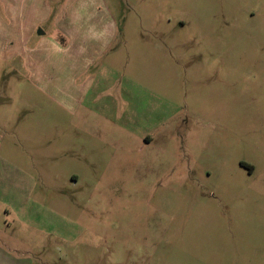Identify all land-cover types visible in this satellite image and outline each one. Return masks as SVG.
<instances>
[{
	"label": "rangeland",
	"instance_id": "374dc122",
	"mask_svg": "<svg viewBox=\"0 0 264 264\" xmlns=\"http://www.w3.org/2000/svg\"><path fill=\"white\" fill-rule=\"evenodd\" d=\"M0 264H264V0H0Z\"/></svg>",
	"mask_w": 264,
	"mask_h": 264
},
{
	"label": "crops",
	"instance_id": "0c3cea01",
	"mask_svg": "<svg viewBox=\"0 0 264 264\" xmlns=\"http://www.w3.org/2000/svg\"><path fill=\"white\" fill-rule=\"evenodd\" d=\"M49 15V14H48ZM48 17V16H47ZM38 29V28H37ZM71 45H69V46H67V47H65L64 49H63V51L64 52H66V51H68L71 47H70Z\"/></svg>",
	"mask_w": 264,
	"mask_h": 264
},
{
	"label": "water",
	"instance_id": "95a60500",
	"mask_svg": "<svg viewBox=\"0 0 264 264\" xmlns=\"http://www.w3.org/2000/svg\"><path fill=\"white\" fill-rule=\"evenodd\" d=\"M37 34H38V35H43L44 32H42L41 29L39 28Z\"/></svg>",
	"mask_w": 264,
	"mask_h": 264
}]
</instances>
